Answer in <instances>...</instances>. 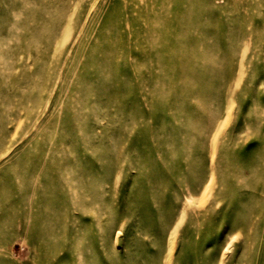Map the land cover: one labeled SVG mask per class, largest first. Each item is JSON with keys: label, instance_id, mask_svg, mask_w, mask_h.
<instances>
[{"label": "rangeland", "instance_id": "obj_1", "mask_svg": "<svg viewBox=\"0 0 264 264\" xmlns=\"http://www.w3.org/2000/svg\"><path fill=\"white\" fill-rule=\"evenodd\" d=\"M0 264H264V0H0Z\"/></svg>", "mask_w": 264, "mask_h": 264}]
</instances>
